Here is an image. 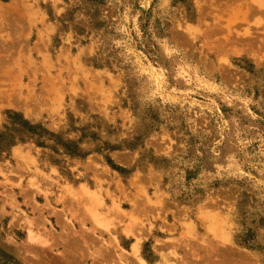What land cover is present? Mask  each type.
<instances>
[{
    "label": "rangeland",
    "instance_id": "1",
    "mask_svg": "<svg viewBox=\"0 0 264 264\" xmlns=\"http://www.w3.org/2000/svg\"><path fill=\"white\" fill-rule=\"evenodd\" d=\"M0 264H264V0H0Z\"/></svg>",
    "mask_w": 264,
    "mask_h": 264
},
{
    "label": "bare ground",
    "instance_id": "2",
    "mask_svg": "<svg viewBox=\"0 0 264 264\" xmlns=\"http://www.w3.org/2000/svg\"><path fill=\"white\" fill-rule=\"evenodd\" d=\"M259 7H260V6H259ZM133 246H134V248H136V249H137V247H136V245H135V244H133ZM133 246H132V247H133ZM134 248H133V249H134Z\"/></svg>",
    "mask_w": 264,
    "mask_h": 264
}]
</instances>
